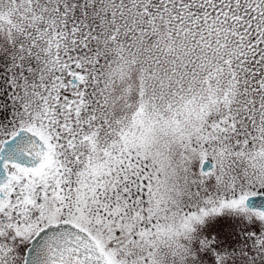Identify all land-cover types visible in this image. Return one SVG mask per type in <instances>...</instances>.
Here are the masks:
<instances>
[{
  "label": "snow or ice",
  "instance_id": "snow-or-ice-1",
  "mask_svg": "<svg viewBox=\"0 0 264 264\" xmlns=\"http://www.w3.org/2000/svg\"><path fill=\"white\" fill-rule=\"evenodd\" d=\"M0 264H264V0H0Z\"/></svg>",
  "mask_w": 264,
  "mask_h": 264
}]
</instances>
